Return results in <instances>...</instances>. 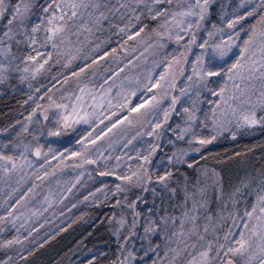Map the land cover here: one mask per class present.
Returning a JSON list of instances; mask_svg holds the SVG:
<instances>
[{
  "label": "snow or ice",
  "instance_id": "snow-or-ice-1",
  "mask_svg": "<svg viewBox=\"0 0 264 264\" xmlns=\"http://www.w3.org/2000/svg\"><path fill=\"white\" fill-rule=\"evenodd\" d=\"M246 18L254 22L247 24ZM145 19L153 22L149 47L162 54L146 82L137 76L135 85L129 77L108 84L117 73L123 75L117 67L99 86L78 83L59 99L46 94V104L37 103L22 124L13 122L18 131L12 123L0 127V182L7 186L15 174L19 188L20 173L42 171L56 157L88 164L102 159L105 171L100 174L120 181L110 189L103 184L95 189L114 209L108 221L115 256L107 264H264V168L226 181L208 163L205 149L226 135L234 140L264 131V0H0V91L25 83L31 90L54 53L70 64L87 45V59L107 41L104 33L115 28L137 36L148 27ZM157 68L163 70L155 77ZM138 89L145 95H137ZM122 121L139 129L125 147L137 137L151 140L142 151L135 149L137 164H127L123 175L120 156L98 152L94 158L89 151ZM202 150L203 155L192 158ZM35 187L10 207L16 209ZM54 199L49 192L43 203ZM35 215L39 210L26 214L6 207L0 225L7 221L15 227L21 219L27 224ZM25 243L17 229L0 247L20 246L23 259L30 254ZM39 246L33 242V248ZM89 254L84 264H100L97 256L106 255L98 250ZM0 264H13V258Z\"/></svg>",
  "mask_w": 264,
  "mask_h": 264
},
{
  "label": "rangeland",
  "instance_id": "rangeland-1",
  "mask_svg": "<svg viewBox=\"0 0 264 264\" xmlns=\"http://www.w3.org/2000/svg\"><path fill=\"white\" fill-rule=\"evenodd\" d=\"M246 22L247 24L253 23L252 19L249 18H246ZM126 37L129 41V43L127 44V47L130 49L129 52L133 54V57L127 60H130L131 64H127V61H125V65H123L125 66L123 75L117 73V75L113 77L112 80L108 81V84H111L113 80L119 83V81L123 80L124 77H129L132 80L133 85H135V77L137 76L140 78V83L143 84L146 82L149 70L152 69L153 62H158L161 59L162 54L157 53L154 48L149 47V45L152 44L153 39V37L150 35V32L146 36L142 33H139V35L137 36H132L131 33H129ZM127 47L125 49H127ZM168 51L171 52L172 49L169 48ZM129 52L126 53L129 54ZM56 59L57 58L55 57L54 53L53 59L50 61H54ZM60 62L61 63L59 64V66L65 64L63 62V58L60 59ZM48 63L32 82L31 90H29L27 84L25 83L17 84L15 89L8 88L0 91V94L6 91L20 92L25 97V105L23 107V110L10 122L13 124V127L16 128L17 131L19 130V127L13 122L20 121L22 124L27 118L28 113L32 111L37 103L41 105L46 104V94L51 95L54 99H59V97L64 95V93L75 90L78 83H89L85 78L74 81L70 79L67 80V83H65L64 79H61V75L59 78L57 77L59 76L57 74L59 72L57 69H48L47 71H45L47 69ZM67 65L68 64H65L64 67H66ZM162 70V68H157L156 70L152 71V75L158 77L159 72ZM56 77L58 79L57 81H55L54 85L46 86V79H55ZM106 79L107 78H104V80ZM182 79L177 80L176 94H178V89L180 87H183ZM13 83L16 82L13 81ZM94 84H97V86H99V83ZM37 89H39V91H37ZM115 91L116 90L113 89V97L115 96ZM152 91L153 93L156 92L155 89H153ZM137 95H145V93L138 89ZM135 99L136 98L133 97V100ZM208 99L210 100L212 99V97L208 96ZM115 103L116 100L113 99V104ZM205 107H207V105H205ZM111 110L116 111L115 108ZM105 115H107V113H105ZM101 119L103 120L104 124L108 123L107 119H104L103 117ZM121 126H123V121L121 122V125H116V128L111 130V134L112 131L114 133V131L118 130L119 127L121 128ZM107 135L109 134L105 133V135L102 136L103 138L101 137L96 141L94 145H91L89 147V151L94 158L97 156L98 152H103L104 156H109V154H111V157L120 156L122 161V159H124V156L122 154L126 153L129 157H131V160L129 161L134 163L137 161L135 158V149H140L142 151L146 146V143L151 142V140L148 139H144V144H141L140 142L136 144L135 142L133 148H131L128 152V149L125 148V144H127V142L121 141L120 137H118L120 144L118 143L119 141L115 143L118 147L117 149L112 148L113 145L111 144V142L109 143L107 141L106 143H104L103 139ZM41 143H43V141H41ZM63 147H68V145L65 144ZM72 149L77 150L75 145L72 146ZM38 163L43 164V159H38ZM114 163L115 160L112 159L111 163L107 165L109 172L112 170V164ZM124 169H122V171L118 170L121 175L124 174ZM103 171H105V164L102 159H98L97 164H88L81 163L79 159L73 157H67L63 161L60 157H56L55 160H50L49 163L44 166L42 171L33 168L26 169L25 172L20 173L19 175L24 176V180L20 182L19 188H16L19 176L15 174L12 175L11 180L8 181L7 186H5L3 182H0V215H4L6 207L9 211L16 212L17 210H20L22 212H25L26 214L30 213V210L32 209L39 210V215L32 216L31 219L28 220L27 224H25L24 220L21 219L18 223H16L15 227H13V225L11 223H8L7 221L4 223V225H0V228H2V230H0V241L7 240L13 236H16L17 229H19V235L27 238V243L23 244V246L25 248H29L33 245V242H38L46 238L47 235L54 233L56 230H58L59 227H61L62 224L72 219L73 215L84 203V200H86L85 197L89 198L90 193H92L93 195L96 194V196H102L103 192L101 191L100 193H97L95 192V189L100 188L102 184L108 187V185L113 183V181H107V179L109 178V174H100ZM44 173H48V175L45 176ZM93 174H96L94 175L95 177L93 176ZM37 176H39V178H37ZM77 177H79V179H77ZM113 178H117V176H113ZM33 184L36 185V187L33 188V192L29 193V195L25 197L23 201H21V204L17 205L16 209H12L10 205L16 204V201L19 200L20 197L23 196L29 188H32ZM13 188H16L15 192H12ZM69 189L71 190L69 191ZM10 192H12L11 196H9ZM49 192L54 194L55 199L51 204H44V196ZM6 198L7 204H5ZM30 231L32 232L31 235H29ZM37 238L39 239L37 240ZM0 252V254L2 255L0 256V261L5 260L7 256H11L12 258H14L17 253H22L20 252V246L18 245H12L7 248L0 247Z\"/></svg>",
  "mask_w": 264,
  "mask_h": 264
},
{
  "label": "trees",
  "instance_id": "trees-1",
  "mask_svg": "<svg viewBox=\"0 0 264 264\" xmlns=\"http://www.w3.org/2000/svg\"><path fill=\"white\" fill-rule=\"evenodd\" d=\"M117 22H119L118 19ZM252 22H254L253 19ZM144 23L148 24V27L141 33L146 36L151 32L153 22L150 19H145ZM104 36L108 37L107 41L91 57L85 58V54L89 51L86 45L84 52L78 54L72 63L66 67H64L65 64L59 66L61 63L60 59H56L48 63L45 71L57 69L59 71L57 73L59 76L57 77L59 78L61 75V79L67 77V80L71 79L74 81L85 78L91 83H101L117 67L124 69L125 61L133 57L127 47L129 41L124 33H120L113 28L111 33L106 32ZM101 39H103V36H101ZM126 47L127 49L125 50ZM111 49H115V53ZM104 52H107L108 55H103ZM126 52H129V54ZM96 56H100L101 59L93 64L92 60ZM85 64L88 65L87 68L84 67ZM81 68L84 69L83 72H79ZM72 73L77 75H70ZM57 77L55 79H46V86L54 85L58 79ZM24 105L25 97L20 92L6 91L0 94V127L7 126L15 116L20 114ZM138 130L135 126H121L114 133L112 131L111 135L104 137L103 141L104 143L107 141L111 142L112 148L117 149L118 147L115 143L119 141L118 137H120L121 141L127 142ZM144 139L150 140V138L144 136L137 137L136 140L132 141V144L125 148L129 152L135 142L138 144L140 140ZM118 143L120 144V141ZM205 149L210 154L208 163L210 166L218 167V170L225 176L226 181L229 178L235 181L246 172L255 173L256 169L264 168V131L259 129L242 134L234 140L230 135H226L224 138L217 139L211 145L205 146ZM246 149L248 150L246 151ZM203 151L200 154H191L192 158L198 159L200 155H203ZM234 153L239 155H233ZM225 155H227L228 159H224ZM129 163L135 168L137 161L133 163L122 159L119 170L122 171L126 166L124 164ZM96 174H93V176ZM108 177L107 181H113L112 184L108 185L109 189L120 182L118 176L113 178L109 174ZM86 200H84V203L71 220L62 224L58 230L50 234L51 239H48L49 235H47L46 238L38 241L39 247L33 248L30 246L28 248L30 254L23 259L20 258L23 257V253L20 256L15 255L13 264H84L86 258H91L89 250H92L93 253L98 250L106 254L105 256H97L100 264H107L108 261L112 260L115 256V240L111 232L112 225L108 221V216L111 215L114 209L110 202L104 201L103 195L96 196L95 194ZM97 200L101 202L96 203ZM0 256L2 255L0 254Z\"/></svg>",
  "mask_w": 264,
  "mask_h": 264
}]
</instances>
